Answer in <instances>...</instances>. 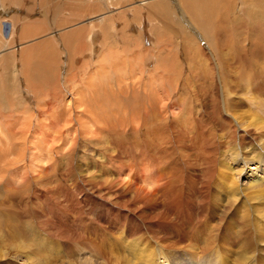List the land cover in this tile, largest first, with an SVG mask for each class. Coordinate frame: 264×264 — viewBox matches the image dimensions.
Instances as JSON below:
<instances>
[{
  "label": "bare ground",
  "instance_id": "bare-ground-1",
  "mask_svg": "<svg viewBox=\"0 0 264 264\" xmlns=\"http://www.w3.org/2000/svg\"><path fill=\"white\" fill-rule=\"evenodd\" d=\"M104 1L106 0L67 1L70 7L77 4L84 8L82 9L84 12L79 14L80 18L89 15L87 19L89 20L88 22L83 20L81 21L82 24L79 22L80 25H76L77 23L74 22L70 24V27L74 30L76 29L75 26H77L80 31L76 35H79V33L83 31L84 35L82 37H86L88 32L91 46H96L93 42V35H96L97 31L103 26L102 22H100L97 17H102L103 15L106 17L110 13V8L114 3L119 5L120 1L122 2V0L118 2L107 0V6H109L107 9L106 5L102 6ZM240 1V8L250 3L247 0ZM216 2L217 0H199L197 4L200 3V7L197 8L195 0H176L179 11H185L190 20L194 23V29L199 35L197 41H195V38L193 39L195 48H198L199 53H202L201 55L206 57L214 56L218 48L217 41L212 39L213 32L211 30L216 27L219 29L225 27L222 22L221 25L219 24V14L224 15V13H221L218 7H216ZM154 4L156 3L154 2ZM90 6L94 9L91 8L90 10ZM210 9L213 11H210ZM214 12L217 14L215 15ZM248 12L250 13V10ZM71 13L73 15L76 14L72 11ZM230 14V12H225V19L227 22ZM250 15L251 13L248 16ZM252 16L253 15H251V17ZM24 20H29V18ZM95 20H98V27L95 25V23H97ZM215 20H218V24L215 22L213 25L209 24L210 21ZM235 20L236 18L234 21ZM89 22L92 23L90 24ZM234 23L236 22H233V25H235ZM16 25L17 24L14 23L12 24V33L9 37H0V63H5L10 67L9 74L13 85L12 92L10 91L8 94L12 93L14 96L18 92L16 83L18 82V72L17 69H13L15 66V53L17 48L21 46V43H25L19 36H14ZM66 28H68L67 25L63 28L65 30L61 28L59 32L63 31L65 34L69 33L73 36V32ZM106 32H108L107 29ZM51 33L54 34L53 30ZM201 39L204 40L203 44ZM29 42L31 41L29 40ZM28 43L27 45H29ZM77 43L80 44L81 42L77 41ZM35 46L36 45L33 47L35 48ZM203 47L204 49H202ZM28 48L29 47H27V52L30 51ZM80 48L82 49V47ZM80 48H78L77 51L79 50L78 52L81 54ZM224 48L223 44L221 48V53H223L221 55L224 54ZM259 49L260 48H258V50ZM250 50L247 51L252 53V57L253 53H255L254 45H251ZM27 52L25 53L27 54ZM243 52H245V50ZM88 53H95V50L90 48L88 49ZM247 53L248 52H246V54ZM29 54L30 52L28 55ZM123 54L124 53L121 51L102 48L96 70L94 71L95 68H92V72L90 69L88 73H92L93 75H87L88 80L91 78L90 85L88 86V83L86 84L85 82L84 84L87 86L86 89L81 90L79 92L80 95L77 96L79 98L76 97L77 100L73 102V104L76 103L79 105L78 108L83 107V109L89 108L91 103H95V107L93 106L95 110L86 109V112L84 111L87 114L90 113L88 117V123L90 125L87 123V120H82L75 116L76 119L74 120H76L77 126H72L74 129L70 131V143L67 142L70 144V151H75V146L78 141L82 139L81 135L86 136L90 133L88 131H91V135L88 134L89 136H86L85 139H95L94 141L99 147L97 148L96 145L94 147L99 149L98 152L104 140L109 142L111 147L113 146L114 151H112L116 152L114 154L109 150L112 153L111 157L114 156L111 160L109 159L110 157L105 154L103 155V153L97 155L98 152H94L96 156L94 153H90L91 156L87 157V152H82L83 155L81 154V156H86L87 160L85 158L86 161L84 163L80 162L78 170L75 167L76 165L74 166L75 171L73 170L74 173L72 174L74 175L73 177H75L73 179L75 182L73 181V184L77 182L76 186L79 187V190L75 193L77 196L75 194L71 197L69 196L67 200L69 201L68 206L61 205L69 207L70 212L76 214V217L79 216L77 219L80 218V221H77L78 224L74 225L76 221L74 222L73 220L74 224L69 222L71 225L68 226L69 223L58 220L57 227L59 228L55 227L57 229L61 228V232L58 234L54 232V234H49L52 232L50 231L48 233L47 230L49 217H47V221H43V223L47 225L46 227L44 224L40 223L42 222L40 220H35V224L40 221L38 226L33 225L34 223L32 224L36 218L32 212L30 215H28L29 213L24 215L23 212L7 216H3V214L0 215V263L1 261H10L12 263L15 262V264H50V261H54L55 263L57 260L55 261L54 257L57 259L59 256L61 259L62 257L66 259V264H174L172 263L175 259H173V253L178 251L179 253H175H178V256H183L186 261L180 260L185 261V263L188 262V264H264V258L261 257V253L264 255V80L256 79L252 81L246 78L245 84L236 81L228 83L222 80L221 82H217L216 80L211 82V89L214 91V93L211 94V107L214 106L213 102L215 101L218 107L216 109H218L219 118L222 124H226V130L222 131V129H220L221 131H219V133L215 131L218 135H216L215 132L207 135L202 125L207 122L216 124V122L214 117L208 115L209 113H207L208 116L202 115L205 111L201 109L202 114L200 113L201 115L198 120L203 122L202 125L199 126L200 135L198 136L199 132L197 133L196 128L192 126V121L197 120V118H195V116L192 117V114L191 116H189L188 113L186 114L188 108H184V103L179 106H177V103L176 105L172 103L173 105L170 107L169 103L171 100L165 97V94L169 93L168 87H165V79L163 80L162 74L154 78L152 77L151 81L148 82V85L152 86V88L150 87L151 97L148 101V111L142 116L136 115L135 119H133L136 123L133 122L134 125L129 128L131 131L140 132L139 129L143 126H147V123L148 126H152L147 133L149 137L147 138L145 133L144 135L151 145L150 165L153 166V168L149 167L150 169L144 171V168H142L143 166H141L139 169L137 167L135 170L133 166L136 168V165L133 164H131V168H123L118 162L116 164V160L120 156L118 153V149L121 150L120 143L112 139H107L106 136L114 135L116 131L126 129L125 127L130 125V123H128L129 121L127 122L126 118L119 116V121L123 125L106 126L109 119L113 118V121H115L114 116L116 113L111 112V110H106V107H111L112 102L107 98L108 96H106L107 72L105 70L107 63H110L111 69H113L111 65L113 61L124 60L123 57L125 56H123ZM221 55L220 60L223 62V60L227 58L225 59ZM262 57L264 60V56ZM253 58L252 60L254 61L255 59ZM30 59L28 61H30ZM214 61L216 60L214 59ZM122 64L123 62L118 65V67H120L118 71L123 69ZM212 68L214 69L213 65ZM4 69L6 68L4 67ZM90 75L92 77L89 78L88 76ZM68 76L67 79H69ZM125 84L126 81H121L119 89L122 90V88L127 86ZM76 88L73 89L75 90ZM76 90L79 91L80 86ZM89 92H92V94L96 92L98 96L90 100V98L87 97L90 96L88 95ZM17 94H19V92ZM100 94L102 97L99 96ZM111 96L109 97L114 100ZM17 97L16 95V98ZM101 99L104 100V102H102ZM85 100H90V105L87 104ZM63 104H65V102ZM67 105L70 107V102L67 103ZM80 105H82V107H80ZM73 106H75V104ZM68 107L67 109L66 106L64 108L67 113ZM185 107H188L187 104ZM209 107L207 106L208 110ZM214 109L215 106L213 107V111H215ZM85 113L82 112L83 115H85ZM173 117L178 128L175 129L174 127L175 130L170 132L172 136L171 134L163 136L164 127L167 125L168 120ZM69 118L73 119L74 117L68 116V119ZM83 124H87V126H83ZM93 127L94 130H92ZM199 127H197V129ZM110 129L113 130V132H111ZM137 135H139V133ZM135 136H133V138ZM68 137L69 135L66 138ZM109 137L110 136H108V138ZM138 138L140 139V136ZM199 144L200 146H198ZM103 147L106 148V146ZM93 150L92 148V152ZM63 153L62 158L64 157L65 159L66 153L65 156H63ZM15 156L17 157L18 154L16 153ZM78 156L79 155H77V157ZM68 157H66V159H68ZM12 159L14 160V158ZM68 162L71 163L70 166L72 169V159H69ZM138 165L140 166V164ZM95 167L97 170H100L99 174H93L91 172L92 168L96 169ZM72 174L70 175L72 176ZM69 179H71V177ZM115 187L120 188L115 189ZM11 190L12 187L10 191ZM186 190L187 192H185ZM48 191L50 192V190ZM7 193L10 194V192ZM66 197L67 196H65V199ZM47 198L49 197H46V199ZM54 201L59 202L55 199ZM183 204L188 207L192 205V213H182L181 208ZM55 206L56 205L53 206L52 210L50 209L52 212H57L56 215L61 214V219L67 217L66 214L68 213L64 215L63 212L64 207L62 208L63 211L61 209L60 211L58 208L56 210ZM4 207L2 209H4ZM65 209L69 211L67 208ZM33 210L36 211V209ZM34 213H37V211ZM71 215L73 217V214ZM89 216L92 220L90 223L95 224V230L91 228L90 224L88 227L86 225L84 226H86L87 229L90 227L96 232L94 239H89L85 232H83V222L86 221H81V219L90 220ZM44 217L42 216L43 219ZM193 217L199 223V229L204 231L203 233H198L197 231V238L194 232L193 234L190 233L192 230H195V228L191 226ZM22 220H25V223H22ZM31 220L33 221L31 222ZM53 221L55 222L56 220ZM50 223L52 224V222ZM44 229L46 231H44ZM114 235H118V237L116 238ZM43 236L49 239H44ZM107 238H109V242L107 241V245L110 244L109 247L105 245V240H107ZM147 240L151 243L150 249H147V246L145 247ZM51 250H54L55 253H50ZM47 255L49 256L48 258L53 256L54 260L48 262V260L45 259L46 257L44 258V256ZM131 255L138 258L140 262L135 263L130 257ZM58 262L61 263L62 261L58 259L57 263ZM181 263L183 264V262ZM4 264L10 263L5 262Z\"/></svg>",
  "mask_w": 264,
  "mask_h": 264
},
{
  "label": "rangeland",
  "instance_id": "rangeland-1",
  "mask_svg": "<svg viewBox=\"0 0 264 264\" xmlns=\"http://www.w3.org/2000/svg\"><path fill=\"white\" fill-rule=\"evenodd\" d=\"M0 1V37H9L12 33L11 26L14 23L17 24L15 28L16 34L14 33V36H19L23 42L25 41V43H21V46H19V48L16 50L14 61L15 66L13 67V69H17L18 72V82H15L17 83L18 90H16L19 92V94H17L18 92L15 94V96L12 93L8 94V92H12L13 85L11 82V76L9 74L10 67L5 63H0V215L3 214V216H7L19 214L21 212H23L24 215H27L28 213V215H30L32 212L37 218L36 219L34 217V221L31 220V222L33 221L32 224L34 223L33 225L35 226H38L40 221H42L40 222L41 224L45 225L43 221H47V217H49L48 220L53 224L52 226V224L48 221V227L45 225L48 228H46L48 233L52 231L49 234H58L61 232V228L57 229L59 228L57 227L58 220H63V222L66 223H73V220L74 222L80 221V218L77 219L79 216L76 217V214L71 213L69 207L62 205L68 206L69 201L67 200L69 196H73V194L79 190V187L76 186L77 182L73 184V179L75 178L72 174L75 171L74 166L76 165L75 167L78 170L80 162L84 163L87 160V157L91 156L90 153L93 154L94 152H98L99 149L97 148L99 145L96 144L94 141L95 139H85L86 136H89L88 134L91 135V131L86 129L90 133H88L86 136L81 135L82 139H80L75 146V151H70V131L77 126L76 120H74L76 117L81 118L82 120H87V123L89 122L88 117L90 113L87 114L85 112L86 109L95 110L93 108V106L95 107V103H91L90 100H93L94 97L98 96V94L96 92L93 94L92 92H89L88 95L90 96L87 97H89L90 100L85 101L89 105L91 103V105L86 109H83L82 105H80L82 108H78L79 105L76 103H74L75 106H73V102L79 98L77 97L80 95L79 92L86 89V84L88 83L87 85H90V77H92L91 75L93 74L88 72L92 71V68H95L94 71L96 70L102 48L121 51L124 53L123 56H127V60L125 57H123L124 60L113 61L111 63L113 69H111L110 63H107V66L105 67L107 72L106 96H108L107 98L111 100L113 105V107L111 105L110 108L106 107V110L115 112L116 115L113 113L115 115L113 116L115 121L117 120L115 122L113 121V118L109 119L106 126L111 127L123 125L119 121V116L126 118L127 122L129 121L128 123H130L128 126L125 125L126 129H122L123 131H116V134H114L116 137L114 135H108L114 139L110 137L108 138V136H106L107 139H112L120 143L122 151L118 149L120 156L119 158L117 157L118 161L116 160V164L118 162V164L123 168H131V164L136 165V168L133 166V169L135 170L137 167L139 169L141 166H143L142 168H144V171L153 168V166L150 165L151 145L147 139L149 137L147 136V133L152 126H148L147 123V126H143L139 129L140 132L131 131L129 128L130 126H133L134 123H136L133 120L135 119L136 115L142 116L144 113H146V111H148V101L151 97L150 87L152 88V86L148 85V82L151 81L152 77L154 78L157 75L162 74L161 76L163 80L165 79L166 81L165 87H168L167 89L169 90H167L169 93H166L165 97L171 100L169 103L170 107H172V103L175 105L177 103V106L184 103V108H188L186 114L188 113L189 116L192 114V117L195 116V118H197V120H195L197 122L192 121V126L196 128L197 133L199 132L198 136L200 135L199 126H201L203 122L199 121L198 118H200L202 111L206 112V110L207 112H203L202 115H210L214 117L216 122V124L213 122H207L202 125L206 134L208 135L209 133L215 131L219 133V131H221L220 129H222V131L226 130V124H222L221 119L219 118V112L218 109H216L218 107L215 101L213 102L215 111H213L214 106L211 107V94L214 93V91L211 89V82L215 80L217 82H221L222 80L227 81L228 83L236 81L240 82L241 84H245L246 78H249L252 81H255L256 79L264 80V60L262 59V56H264V0H252V2L251 0H247L250 3H247V5L243 8H240V0H217L216 7H218L221 13H224V15L219 14V24L221 25L222 22L225 27L220 29L216 27L211 30L213 33L215 32L214 34L212 33V39L217 41L218 48L214 56L208 57L201 55L202 53H199L198 48H195L193 39L195 38V41H197V37L199 35L194 29V23L190 20L185 11H179L176 0H122V2L120 1L119 5L114 3L110 8V13L106 17L104 15L102 17H97V19L102 22L103 26L97 31L96 35H93V42L96 46H91L89 43L88 32L86 37H82L84 35L83 31H81L79 35H76L80 31L78 30V27L75 26L76 29L74 30H72L73 28L70 27V24L74 22L77 23L76 25H80V23L82 24L81 21L83 20L85 22L89 21L87 20L88 15L80 18L79 14L84 12V10H82L84 9L82 6L75 4L73 7H70L68 6V0ZM113 1L118 2L119 0ZM195 1L196 4L199 2V0ZM154 2L157 5L154 4ZM104 5H106V8L108 9L109 6H107V0L104 1L102 6ZM196 7L199 8L200 3L197 4ZM91 8L92 7L90 6L89 9L91 10ZM249 10L251 15H253L252 17L251 15L248 16L250 14L248 12ZM71 11L77 15H73ZM210 11L213 10L210 9ZM226 11L231 13L228 17V22L225 19ZM214 14L216 15L217 13L214 12ZM26 18H29V20L25 21L24 19ZM233 18H236L237 21H234ZM98 20H95L97 21V23H95L97 27ZM36 21L39 22L37 23ZM214 22L218 24V20L210 21L209 24L213 25ZM233 22H236L234 23L235 25H233ZM89 23L91 24L92 22ZM66 25L68 27L66 29L73 32V36H71L69 33L65 34L63 31L59 32L61 28H65ZM106 29L108 32H106ZM52 30L54 34L51 33ZM29 40L31 42H29ZM77 41H80L82 45L81 43L78 44ZM27 43L29 45H27ZM33 44L36 45L35 48L33 47ZM223 44L225 47L224 54L221 55L223 53H221ZM251 45H254L255 48V53H253L254 58L253 56L251 57ZM255 45L260 49L258 50ZM27 47H29L28 49L30 50L28 52ZM80 47H82V49ZM78 48L81 49V54L78 52L79 50L77 51ZM90 48H93L95 53H88V49ZM202 49H204V47ZM244 50L245 52H243ZM24 51L27 52V54ZM29 52L32 58L30 54L28 55ZM246 52L248 53L246 54ZM25 54L29 57V59L31 58L30 61H28L29 59ZM220 55L227 59L221 62ZM252 58L255 60L253 61ZM214 59L216 61H214ZM250 61L253 64H251ZM122 62L124 70L121 69L118 71V68H120L118 65ZM212 65L214 66V69L212 68ZM4 67L6 69H4ZM88 74H91L88 76L90 80L87 79ZM67 76L69 79H67ZM130 77L133 79L131 80ZM121 81H126L125 85H127H124L125 87L123 86L124 88H122V90L119 89ZM85 82L86 84H84ZM79 86L80 90L78 91L76 89H78ZM72 87L76 89L74 90ZM16 95L18 96L17 98ZM99 96L102 97L101 94ZM109 96L114 98L115 101ZM63 101L65 104H63ZM101 101L104 102L102 99ZM69 102L70 107L67 105ZM186 104L188 107H185ZM65 106L66 109L68 107V113L64 110ZM207 106L209 107V110ZM82 112L85 113V115H83ZM207 113L209 114L207 115ZM68 116L74 118L68 119ZM83 126H87V124H83ZM174 127L177 129L178 125L174 122L173 117L168 120L167 125L164 127L163 136H168L169 134L172 136V133L170 132L175 130ZM197 127L199 128L197 129ZM92 130H94V127ZM111 132H113V130H111ZM138 133L139 135H137ZM144 133L147 138L145 137ZM218 133H216V135H218ZM67 134L69 135L68 138H66L68 136ZM133 136L136 137H134L135 139H137L139 136L140 139H142V137L143 139L140 140L138 138L137 140L140 141H137L133 138ZM102 143L103 144H101L102 146L100 147V151L97 153V155H99V153H103V155L105 154L106 156L110 157L109 159L111 160V158L114 157H111V152L114 151L113 146L111 147V144L105 140ZM95 145L97 148L94 147ZM103 146H106V148ZM198 146H200V144ZM92 148L94 149L93 152ZM82 152H87V157H82ZM16 153L18 154L17 157L15 156ZM62 153L63 156H65L66 153V157L69 156L68 159H66V157L65 159L64 157L62 158ZM113 153L115 154L116 152ZM77 155L79 156L77 157ZM12 158H14V160ZM69 159H72L73 162L72 169L70 166L71 163L68 162ZM136 162L140 164V166ZM91 170L93 174L100 173V170H97V168H92ZM70 174H72V176ZM70 177L71 179H69ZM11 187L12 190L10 191ZM118 188L120 187H115V189ZM48 190H50V192ZM7 192H10L12 195L8 194ZM185 192H187V190ZM65 196H67L66 199ZM46 197L49 198L46 199ZM54 199L59 202H55ZM54 205H56V210L58 208V210L61 209L63 211L62 208L64 207L63 212L64 215L68 213L66 214L67 217H63V219H61V214L56 215L57 212H52L51 210L53 209ZM182 206V213H192V205L188 207L184 206L183 204ZM3 207L4 209H2ZM65 208H67L69 211H66ZM33 209H36L38 214L34 213L36 211ZM71 214H73V217ZM42 216H45L46 218L44 217L43 219ZM35 220H40L36 223L37 225L35 224ZM53 220H56L57 222H54ZM83 220L87 222H83V232H85L89 239H94V235L96 234L94 231L95 224L90 223V221H92L91 219L87 220L82 218L81 221ZM22 221V223H25V220ZM76 222L73 224L77 225L78 222ZM70 223L68 226L71 225ZM197 223V220L193 217L191 226H193L192 228H195V230H192L190 233L193 234L194 232L196 238L198 237L197 231L198 233L204 232L199 229L200 225ZM89 224L91 228H94V230L90 227L88 229L86 228V226L88 227ZM44 231L46 230L44 229ZM114 236L116 238L118 237V235ZM43 238L49 239L46 236H43ZM107 241L109 242V238L105 240V245L109 247L110 244L107 245ZM147 242L145 247L147 246L146 248L150 249L151 243L149 240H147ZM53 248L56 249L55 247ZM175 252L173 253V259H175L173 260L174 262L172 261V263L182 264L181 262H183V264H188V262L185 263L186 260L180 255L181 253L179 254L181 256L180 257L178 256L179 252ZM50 253L54 254L55 251L51 250ZM261 255V257L264 258L262 253ZM48 257V255L44 256L48 262L50 260L55 259V261H58V259H60V261L63 263L65 262L64 264H66V259L63 257L62 259L59 256L57 259L56 257L53 259V256L50 257L51 259ZM130 257L135 261V263L140 262V260L135 258V256L131 255ZM180 259L185 261H181ZM57 261L55 263L54 261H50V264H56ZM5 262L15 264V262ZM5 262L1 261L0 264H4ZM61 263L58 262L57 264Z\"/></svg>",
  "mask_w": 264,
  "mask_h": 264
},
{
  "label": "crops",
  "instance_id": "crops-1",
  "mask_svg": "<svg viewBox=\"0 0 264 264\" xmlns=\"http://www.w3.org/2000/svg\"><path fill=\"white\" fill-rule=\"evenodd\" d=\"M87 18H89V15H88V17Z\"/></svg>",
  "mask_w": 264,
  "mask_h": 264
}]
</instances>
